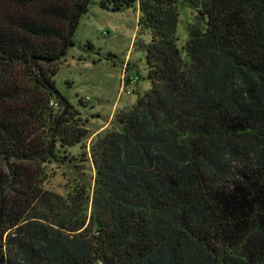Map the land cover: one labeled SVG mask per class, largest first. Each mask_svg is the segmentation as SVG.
<instances>
[{
    "label": "trees",
    "instance_id": "1",
    "mask_svg": "<svg viewBox=\"0 0 264 264\" xmlns=\"http://www.w3.org/2000/svg\"><path fill=\"white\" fill-rule=\"evenodd\" d=\"M136 2L152 87L63 197L47 164L89 130L54 77L89 0H0V264H264V0L100 8Z\"/></svg>",
    "mask_w": 264,
    "mask_h": 264
},
{
    "label": "rangeland",
    "instance_id": "2",
    "mask_svg": "<svg viewBox=\"0 0 264 264\" xmlns=\"http://www.w3.org/2000/svg\"><path fill=\"white\" fill-rule=\"evenodd\" d=\"M101 1L89 0L72 36L74 45L67 48L54 77L57 91L80 111L89 130L84 144L70 148L64 163L47 164L44 189L63 197L77 184H86L92 196L96 174L90 149L97 135L116 127L117 114L152 87L143 49L150 37L138 31V2L109 12L100 8ZM179 13L184 22L177 27L179 44L184 46L185 22L193 12L180 7Z\"/></svg>",
    "mask_w": 264,
    "mask_h": 264
},
{
    "label": "water",
    "instance_id": "3",
    "mask_svg": "<svg viewBox=\"0 0 264 264\" xmlns=\"http://www.w3.org/2000/svg\"><path fill=\"white\" fill-rule=\"evenodd\" d=\"M76 26H77V22L74 24L73 29H72V31L70 32V35H69L68 39H70V38L72 37V35L74 34V31H75V29H76ZM32 61H33V60H32Z\"/></svg>",
    "mask_w": 264,
    "mask_h": 264
},
{
    "label": "built area",
    "instance_id": "4",
    "mask_svg": "<svg viewBox=\"0 0 264 264\" xmlns=\"http://www.w3.org/2000/svg\"><path fill=\"white\" fill-rule=\"evenodd\" d=\"M127 93H129V92L127 91ZM54 106H55V104H54Z\"/></svg>",
    "mask_w": 264,
    "mask_h": 264
}]
</instances>
